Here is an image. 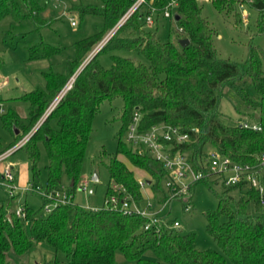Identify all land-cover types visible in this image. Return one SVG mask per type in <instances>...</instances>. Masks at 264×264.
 <instances>
[{"label": "trees", "instance_id": "obj_1", "mask_svg": "<svg viewBox=\"0 0 264 264\" xmlns=\"http://www.w3.org/2000/svg\"><path fill=\"white\" fill-rule=\"evenodd\" d=\"M101 1V7L82 2L71 4L70 10L81 18L87 14L100 15L105 25L94 36L76 43V58L69 70L47 73L45 88L37 87L20 98L29 103L27 117L12 108L2 115L5 126L16 127L18 132L13 134V144L0 153L12 148L41 121L82 59L135 2ZM178 1L174 16L167 19L161 11L168 0H155L154 5L159 10L155 24L150 27L144 22L147 6L136 11L85 66L73 86L22 147L26 148L36 177L40 160L38 144L44 145L48 157L47 193L60 190L63 175H66L70 181L68 193L73 195L81 177L94 115L102 102L117 97L123 100V131L129 129L132 116L138 111L142 115L141 130L166 124L188 133L190 141L176 144L175 150L186 153L196 170L208 172L211 150L230 157L237 164L255 166L259 163L258 157L264 152V49L251 43L248 57L242 61L220 57L214 45L218 33L203 16L202 6L197 0ZM211 2L220 12H232L236 25L245 23L241 9V4H245L257 14L255 25L259 33H264V0ZM47 3L48 0H0V21L13 17V29L20 30L29 39L30 60L50 59L60 53L58 47L46 43L42 37V29L51 25L41 16ZM163 19L176 24L180 40H190L188 46L160 39L158 29ZM127 29L132 36H118ZM109 48L136 50L149 64L114 55L113 65L104 68L97 58ZM223 99L231 101L239 115L255 119L261 130L245 128L237 122L228 123L220 107ZM123 131L118 135L117 153L147 174L155 202L164 203L169 197L164 187L167 170L149 152L122 142ZM207 147L212 149L208 151ZM106 166L113 184L120 187L118 191L113 189V184L109 186L106 198L112 194L122 198L127 194L141 203L143 191L134 171L117 156ZM261 180L264 185V169ZM206 181L207 178L191 184L190 199L196 186ZM216 195L217 209L206 212V231L221 251L199 249L193 233L184 234L180 229L165 227L144 230L148 222L144 216L126 215L105 206L91 210L75 203L73 197L46 216L25 206V220L31 221L29 237L24 220L17 218L16 210L12 209L14 196H8L0 206V264H9L11 251L27 254L33 241L45 242L57 253H63L67 257L65 264H118V251L136 264H228V260L233 264H264V204L260 192L241 182ZM148 252L154 258L148 257ZM55 264H59V259L56 258Z\"/></svg>", "mask_w": 264, "mask_h": 264}, {"label": "rangeland", "instance_id": "obj_2", "mask_svg": "<svg viewBox=\"0 0 264 264\" xmlns=\"http://www.w3.org/2000/svg\"><path fill=\"white\" fill-rule=\"evenodd\" d=\"M197 1L202 6L203 16L208 18L218 33L214 39V45L220 57L242 61L248 57L251 43L260 45L264 49V33L258 32L255 25L257 17L255 12L245 7L242 10L245 23L236 25V18L232 12L218 11L211 0ZM80 2L99 7L103 5L101 0H51L48 1L45 10L42 12L41 16L51 24L49 27L42 29L43 40L60 49V53L53 55L50 59L30 60L27 49L29 39H26L20 30L13 29L15 24L13 17L7 16L0 21V84L2 85L0 101L6 111L12 108L22 117H27L29 103L20 98L37 87L45 88L47 85L45 75L47 73H65L69 70L71 62L76 58V43L94 36L105 25V20L100 15L87 14L81 18L78 13L70 10L72 3ZM72 19H74L76 25H72ZM118 36L129 37L132 36V33L128 29L122 30ZM158 36L162 41H180L181 34L178 33L174 22L163 19L159 25ZM92 51L82 59L77 71L52 102L41 120L45 118L49 111L51 113L69 90L67 87L70 84L73 86L77 76L93 59ZM114 55L128 58L135 63L149 64L148 59L142 53L136 50L117 48L106 49L99 54L97 59L104 68H110L113 65L112 57ZM232 100L235 101L234 99ZM220 107L228 123L257 122L248 115H239L233 103L228 99H223ZM122 108L123 100L117 97L113 100L102 102L94 115L92 133L86 149L81 177L73 193V201L85 208L104 207L108 188L113 184L106 164L115 156L123 160L134 171L139 181H149L147 174L143 170L133 167L123 155L117 153L119 147L118 135L123 131ZM3 120L4 117L1 116V151L13 144V134H17V128L8 129ZM39 124L40 121L26 135H29V139ZM128 133V130L123 131L122 142L127 143ZM38 145L40 160L36 177L34 176L26 148L14 151L5 162L0 164V206L9 196L6 189L1 185L3 182L1 169L3 166L10 164L13 167L15 185L17 187L12 209L16 210L17 208L28 206L38 212L39 215H47L43 193L47 184L46 166L48 157L44 145L42 143ZM207 149L210 151L212 148L207 147ZM94 174L98 175V181L93 180ZM185 181L190 182V179H185ZM32 183L34 186L43 188L39 192L34 191V189L27 191L23 189L24 187L29 188ZM69 185L70 181L66 175H63L61 188L66 189ZM226 189L227 187L224 186L220 179L216 181V177L207 178L206 182L199 183L194 189L189 203L191 206L190 210L186 211L184 209L186 204L182 199H173L167 207H161L155 202L148 187L143 192L142 206L145 208L151 206L150 211L159 212L160 217L167 220L179 221L181 224L179 229L182 233L195 234L196 244L199 249L221 251L216 241L206 231V212L217 209L218 198L216 193H221ZM232 192L237 196V192L234 190ZM23 224L27 235L31 237V221L24 220ZM146 255L154 258L151 252ZM56 258L59 259V264H65L67 261V257L63 253H57L47 243L37 241H33V246L27 254L18 255L13 251L8 254L9 264H55ZM116 260L118 264H136L135 261L126 259L119 251L116 253ZM228 264L233 263L228 260Z\"/></svg>", "mask_w": 264, "mask_h": 264}, {"label": "built area", "instance_id": "obj_3", "mask_svg": "<svg viewBox=\"0 0 264 264\" xmlns=\"http://www.w3.org/2000/svg\"><path fill=\"white\" fill-rule=\"evenodd\" d=\"M154 1L155 0H135L133 5L119 19L118 23L93 48L91 53V55H93L92 57H94L109 43L116 32L124 26L141 7L147 6L148 10L144 15L145 24L147 26H153L155 24L156 14L159 10L158 7L154 5ZM178 2V0H168V4L165 6L164 10L161 11L163 17L167 19L173 17L174 10L177 8ZM244 8L245 4L242 3L241 9L244 10ZM72 25H76L74 19H72ZM71 87L72 84H70L67 89H70ZM1 88L2 85L0 84V90ZM5 113L6 108L0 101V116ZM49 113L46 114L45 118L49 115ZM141 118V113L138 111L134 112L128 129L129 133L126 141L130 146H134L136 149L149 152L157 161L161 162L167 170V178L164 182V187L168 192L169 197L164 203L159 204L161 207H167L173 199H182L186 204L185 210H190L191 206L189 203L191 199L189 198V189L191 184L195 181L209 177H216V180L220 179L227 188L236 186L241 182H246L249 187L255 188L260 192L262 196L261 203L264 204V185L261 180L264 169V152L258 157L259 163L255 166H250L237 164L233 162L230 157L224 156L215 150H211L209 152L208 172L204 173L202 170H196L193 167L186 153H181L179 150H175L176 144H183L190 141V135L188 133L182 132L178 126L166 124H158L152 126L148 130H141ZM43 120L40 121V124ZM241 126L257 131L261 130V126L257 122L243 123ZM28 140L29 135L20 140L12 148L0 153V164L5 162L14 151L22 148ZM1 175L3 179L1 185L6 189L9 196H15L17 187L15 185V174L12 165L9 164L3 166L1 169ZM185 179H190V182H186ZM139 183L142 191L144 192L148 188V183L144 180H140ZM29 186V188L24 187L23 189L26 191L34 189V191L39 192L43 188L34 186L33 183ZM112 187L113 189H118V191L120 190L118 185L113 184ZM72 197L73 195L68 193L67 188H61L58 191L47 193L44 187L43 198L48 200L47 204L45 203V211L49 214L58 205L70 202ZM104 206L106 208L110 207L115 210H120L126 215L136 214L148 218V222L146 223L144 230H151L153 228L160 229L162 227L179 229L181 225L177 220H167L166 218L160 217L159 212L150 211L152 208L151 206L145 208L142 206V202L138 203L127 194H125L122 198H119V196L115 194L110 195L105 198ZM88 209L99 210L101 208L90 207ZM15 214L17 218L25 220V207L17 208Z\"/></svg>", "mask_w": 264, "mask_h": 264}, {"label": "water", "instance_id": "obj_4", "mask_svg": "<svg viewBox=\"0 0 264 264\" xmlns=\"http://www.w3.org/2000/svg\"><path fill=\"white\" fill-rule=\"evenodd\" d=\"M179 18V17H178ZM180 44L183 46V47H185V46H188L189 45V43H190V40L189 39H181L180 41ZM18 132V131H17ZM98 175L97 174H94V176H93V180L94 181H98ZM74 184V182L72 181V185ZM148 184H151V181H148ZM10 217V216H9Z\"/></svg>", "mask_w": 264, "mask_h": 264}, {"label": "crops", "instance_id": "obj_5", "mask_svg": "<svg viewBox=\"0 0 264 264\" xmlns=\"http://www.w3.org/2000/svg\"><path fill=\"white\" fill-rule=\"evenodd\" d=\"M24 183V182H23ZM26 184V183H25ZM25 186V185H24Z\"/></svg>", "mask_w": 264, "mask_h": 264}]
</instances>
